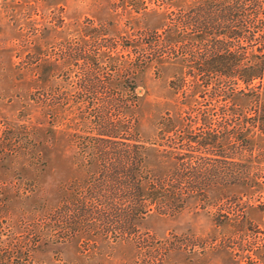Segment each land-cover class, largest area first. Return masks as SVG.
Instances as JSON below:
<instances>
[{
  "label": "rangeland",
  "instance_id": "obj_1",
  "mask_svg": "<svg viewBox=\"0 0 264 264\" xmlns=\"http://www.w3.org/2000/svg\"><path fill=\"white\" fill-rule=\"evenodd\" d=\"M190 5L189 0H0V135L12 134L4 144L12 146L0 152L1 226L21 229L57 206L60 193L72 190L70 180L84 176L82 146L93 132L80 111L108 108L110 102L104 93L91 97L82 92V73L90 62L83 56L71 64L64 60L68 44L85 49V55L100 53L105 71L109 48L114 57L134 58L130 45L144 40L145 27L161 23L162 13L183 21ZM216 22L234 24L230 18ZM184 71L181 62L171 59L144 68L135 80L137 134L149 146L148 164L160 170H167L170 160L155 153L150 142L160 143L156 134L161 117L182 106L186 96L175 92L170 80ZM51 89L62 94L55 114L33 100ZM192 97L194 109L210 108L208 93L195 91ZM258 127L253 128L257 132L246 184L215 187L203 204L192 199L181 213L154 211L138 221L145 239L158 242V252L100 237L94 244L49 241L38 244L27 264H264V133ZM120 136L115 140L125 141L126 134ZM204 156L216 164L217 155ZM24 187L30 192L18 190ZM221 194L226 197L218 199Z\"/></svg>",
  "mask_w": 264,
  "mask_h": 264
},
{
  "label": "trees",
  "instance_id": "obj_2",
  "mask_svg": "<svg viewBox=\"0 0 264 264\" xmlns=\"http://www.w3.org/2000/svg\"><path fill=\"white\" fill-rule=\"evenodd\" d=\"M189 1L183 21L162 13L161 23L144 28V40L130 45L134 58L114 57L109 48L105 71L100 53L85 55V49L68 44L64 60L71 64L83 56L90 62L82 73V92L91 97L104 93L109 107L81 109L80 118L93 132L84 137L82 146L84 176L69 181L72 190L60 193L57 206L21 229L0 223V264H27L41 242L77 239L94 244L99 237L114 244L131 241L140 249L158 252V242L145 239L138 221L154 211L181 213L192 199L203 204L215 187L249 181L252 138L257 132L253 128L260 126L258 133H264V0ZM229 18L233 25L216 22ZM171 59L181 62L185 71L174 76L170 86L186 97L181 108L161 117L156 134L160 143L150 142L155 153L170 160L169 168L160 170L148 164L149 146L141 144L137 134L135 80L144 68ZM51 90L39 92L33 100L54 113L62 94ZM195 91L208 93L210 108L190 106ZM216 119L217 127L212 128ZM123 133L125 141L115 140ZM11 136L0 135L1 154L12 146L4 145ZM11 151L16 152L17 146ZM209 151L218 156L214 165L204 156ZM225 197L221 194L218 199Z\"/></svg>",
  "mask_w": 264,
  "mask_h": 264
}]
</instances>
